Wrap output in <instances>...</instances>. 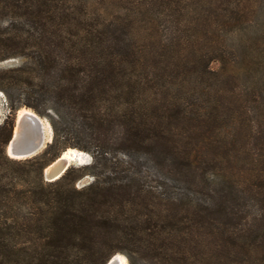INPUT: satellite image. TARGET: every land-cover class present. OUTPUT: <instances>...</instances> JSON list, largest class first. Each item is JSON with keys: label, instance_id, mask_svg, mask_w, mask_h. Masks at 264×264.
<instances>
[{"label": "trees", "instance_id": "trees-1", "mask_svg": "<svg viewBox=\"0 0 264 264\" xmlns=\"http://www.w3.org/2000/svg\"><path fill=\"white\" fill-rule=\"evenodd\" d=\"M9 59L0 264H264V0H0ZM22 107L53 139L18 159Z\"/></svg>", "mask_w": 264, "mask_h": 264}, {"label": "water", "instance_id": "water-1", "mask_svg": "<svg viewBox=\"0 0 264 264\" xmlns=\"http://www.w3.org/2000/svg\"><path fill=\"white\" fill-rule=\"evenodd\" d=\"M5 96L4 92L0 91ZM6 100V97H5ZM23 108V107H22ZM27 108V107H26ZM21 109V108H20ZM19 109V110H20ZM18 110V111H19ZM17 117L12 138L10 139L7 151L13 158L23 159L35 156L42 152L53 139V128L51 123L52 136L49 141H45V128L43 122L45 121L41 116H34L33 120L27 117ZM1 116V112H0ZM2 123L0 117V124ZM62 156V155H61ZM61 156L50 163L44 171L46 180L54 181L58 179L68 169L71 163L67 160H60ZM107 264H119L115 255L108 261Z\"/></svg>", "mask_w": 264, "mask_h": 264}, {"label": "rangeland", "instance_id": "rangeland-1", "mask_svg": "<svg viewBox=\"0 0 264 264\" xmlns=\"http://www.w3.org/2000/svg\"><path fill=\"white\" fill-rule=\"evenodd\" d=\"M15 63H17L16 59H9V60H6L4 62H0V66L12 65V64H15ZM211 67L214 70L222 69V62L220 60L214 59V60L211 61ZM30 109H32V108H30ZM0 112H1V116H0L1 117V121H3L4 118L6 117V115L9 113L7 101L5 100V96H3V95H0ZM38 115L41 116L45 121H47V122L49 121L46 116H42L40 114H38ZM16 117H17V114H16ZM51 133H52V131H51ZM49 140L50 139H48L47 141H49ZM69 148H73V147H69ZM75 149L81 150L79 148H75ZM91 161H92V155L89 152H87V151L81 150V152L79 153V156L77 157V160H73L70 163L71 164H87V163H90ZM91 180H92L91 176H85L84 178H82L81 180H79L77 182V186L81 187V186L89 183ZM121 254H123V253H121ZM123 255H125V254H123ZM127 261H128V264H129L128 258H127Z\"/></svg>", "mask_w": 264, "mask_h": 264}, {"label": "bare ground", "instance_id": "bare-ground-1", "mask_svg": "<svg viewBox=\"0 0 264 264\" xmlns=\"http://www.w3.org/2000/svg\"><path fill=\"white\" fill-rule=\"evenodd\" d=\"M34 116L35 117L38 116L37 113L28 107L27 108L23 107L18 111L19 118L27 117L28 119L33 120ZM43 124L45 128V141H47L48 139H50L52 135L51 126L47 121H44ZM80 152L81 150H77L75 148H68L67 150L63 152L60 160H67L69 162L73 160H77V157L79 156ZM115 258L118 260L119 264H128L127 257L121 253L116 254Z\"/></svg>", "mask_w": 264, "mask_h": 264}]
</instances>
